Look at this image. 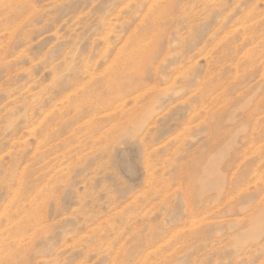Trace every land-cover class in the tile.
Instances as JSON below:
<instances>
[{"label": "rangeland", "instance_id": "obj_1", "mask_svg": "<svg viewBox=\"0 0 264 264\" xmlns=\"http://www.w3.org/2000/svg\"><path fill=\"white\" fill-rule=\"evenodd\" d=\"M0 264H264V0H0Z\"/></svg>", "mask_w": 264, "mask_h": 264}, {"label": "bare ground", "instance_id": "obj_2", "mask_svg": "<svg viewBox=\"0 0 264 264\" xmlns=\"http://www.w3.org/2000/svg\"><path fill=\"white\" fill-rule=\"evenodd\" d=\"M140 80H141V78H140ZM142 81V80H141Z\"/></svg>", "mask_w": 264, "mask_h": 264}]
</instances>
